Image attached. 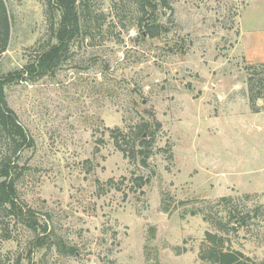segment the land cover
I'll list each match as a JSON object with an SVG mask.
<instances>
[{
    "label": "rangeland",
    "instance_id": "374dc122",
    "mask_svg": "<svg viewBox=\"0 0 264 264\" xmlns=\"http://www.w3.org/2000/svg\"><path fill=\"white\" fill-rule=\"evenodd\" d=\"M2 1L4 79L55 41L45 0ZM165 1L149 38L135 0H77L80 34L55 71L5 86L33 140L15 185L33 218L0 211V264H206V233L264 262V111L250 110L256 64L237 41L245 0Z\"/></svg>",
    "mask_w": 264,
    "mask_h": 264
},
{
    "label": "trees",
    "instance_id": "16d2710c",
    "mask_svg": "<svg viewBox=\"0 0 264 264\" xmlns=\"http://www.w3.org/2000/svg\"><path fill=\"white\" fill-rule=\"evenodd\" d=\"M76 1L45 0L51 37L55 43L42 50L35 57L33 63L26 66L25 71L9 74L4 79L0 78V137L3 136V142L0 140V211L6 217L15 218L27 227H32L33 213L18 202L15 185L23 173V167L19 164L20 157L23 152L33 147V140L19 123L15 113L9 108L5 99L4 88L15 80L26 81L25 76L27 77V75H30L29 80L33 82L55 71L61 61L69 54L73 42L80 34V19ZM135 2L140 9L141 22H145V24L140 23V26L144 28L142 37L153 38L156 31L161 28L156 24L159 8H169L168 3L165 0H135ZM0 35V53H3L8 43L9 26L2 0H0ZM246 72L248 103L251 112L258 114L260 111H264V64L248 65ZM259 100L262 101V109L256 105ZM148 130L146 125H139L136 128L134 135L139 141L138 147L147 146L143 137ZM112 137L115 141V147L127 157V150L118 142L117 136ZM144 161H142L143 165ZM230 200L229 198H221L219 203H227ZM253 212H260L259 207ZM239 215L229 210L227 224L234 222L233 224L236 226L234 225L233 228L242 226L244 217ZM217 229L222 232L220 228ZM204 240L209 246L206 250L201 251L200 260L206 264H264V262H254L239 251L225 249L226 239L216 234L206 233Z\"/></svg>",
    "mask_w": 264,
    "mask_h": 264
},
{
    "label": "crops",
    "instance_id": "0c3cea01",
    "mask_svg": "<svg viewBox=\"0 0 264 264\" xmlns=\"http://www.w3.org/2000/svg\"><path fill=\"white\" fill-rule=\"evenodd\" d=\"M238 46L247 64H264V0H245L238 15Z\"/></svg>",
    "mask_w": 264,
    "mask_h": 264
}]
</instances>
